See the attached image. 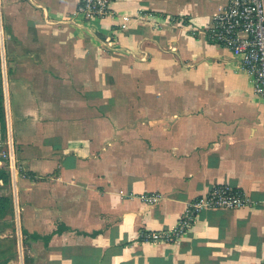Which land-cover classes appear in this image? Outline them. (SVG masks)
<instances>
[{
	"label": "crops",
	"instance_id": "crops-1",
	"mask_svg": "<svg viewBox=\"0 0 264 264\" xmlns=\"http://www.w3.org/2000/svg\"><path fill=\"white\" fill-rule=\"evenodd\" d=\"M79 1L0 0V139L21 231L42 237L33 264H262L264 100L208 39L228 0H115L94 20ZM218 186L246 206L200 211L175 243L143 238Z\"/></svg>",
	"mask_w": 264,
	"mask_h": 264
},
{
	"label": "built area",
	"instance_id": "built-area-1",
	"mask_svg": "<svg viewBox=\"0 0 264 264\" xmlns=\"http://www.w3.org/2000/svg\"><path fill=\"white\" fill-rule=\"evenodd\" d=\"M114 1L80 0L76 15L85 20L106 18L114 14ZM208 39L212 44L227 48L235 56L241 57L244 69L254 78L256 93L264 100V0H228L226 7L214 16ZM0 42H3L1 14ZM3 145L8 148L6 151H0V169L7 170L10 176L14 177L19 172V167L13 143L0 139V148ZM159 197L152 195L146 197V200L155 203ZM247 202L246 195L241 190L218 186L206 196L190 202L173 228L145 232L143 238L148 242H178L192 228L200 211L236 210L245 207Z\"/></svg>",
	"mask_w": 264,
	"mask_h": 264
},
{
	"label": "rangeland",
	"instance_id": "rangeland-1",
	"mask_svg": "<svg viewBox=\"0 0 264 264\" xmlns=\"http://www.w3.org/2000/svg\"><path fill=\"white\" fill-rule=\"evenodd\" d=\"M4 47L5 38L2 43L0 42V52H4ZM3 138L8 140L7 136ZM7 148L8 146L3 145L0 151H6ZM12 190L11 184L5 183L3 186L0 182V197L9 195L13 198ZM31 247L30 238H25L22 234L21 215L17 204L13 201L11 209L0 212V264H25V255L31 256Z\"/></svg>",
	"mask_w": 264,
	"mask_h": 264
},
{
	"label": "trees",
	"instance_id": "trees-1",
	"mask_svg": "<svg viewBox=\"0 0 264 264\" xmlns=\"http://www.w3.org/2000/svg\"><path fill=\"white\" fill-rule=\"evenodd\" d=\"M6 122H7V113L5 106V91H4V80H3V70H2V58L0 52V126L3 128L4 137L6 136ZM0 182L5 186V183L11 184V176L9 172L5 169H0ZM13 207V198L12 196H2L0 197V212H5ZM67 228L58 227L56 234H60L65 231ZM22 234L25 238H30V241H38L42 237L33 234L30 235L26 230H22ZM45 243H48V238H43ZM25 244V240H24ZM30 258L27 254L25 255V264H33V259Z\"/></svg>",
	"mask_w": 264,
	"mask_h": 264
}]
</instances>
